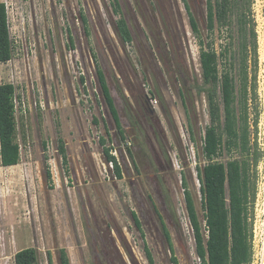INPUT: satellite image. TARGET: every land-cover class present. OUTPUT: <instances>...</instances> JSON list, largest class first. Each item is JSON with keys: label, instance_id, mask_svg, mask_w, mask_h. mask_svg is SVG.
I'll list each match as a JSON object with an SVG mask.
<instances>
[{"label": "rangeland", "instance_id": "obj_1", "mask_svg": "<svg viewBox=\"0 0 264 264\" xmlns=\"http://www.w3.org/2000/svg\"><path fill=\"white\" fill-rule=\"evenodd\" d=\"M0 2L6 6L13 46L12 59L0 63V85L14 86L19 146L18 164L0 166V264H14L15 253L26 248L36 250L38 264H48V253L58 264L61 249L69 264H148L144 246L155 264H172L173 257L178 264H200L182 185L184 179L206 236L196 171L206 164L201 146L209 125L205 98L195 87L201 83L199 41L217 54L228 48L226 57H219V69L231 72L236 95L241 44L247 47L248 161L255 185L249 222L256 234L250 264H260L264 0H228V18L215 23L212 32L206 29V0ZM185 3L198 37L189 27ZM119 20L130 32L129 43L119 41ZM96 66L123 140L103 100ZM107 148L121 169L120 178L105 161ZM232 158L238 154L223 151L215 160Z\"/></svg>", "mask_w": 264, "mask_h": 264}, {"label": "trees", "instance_id": "obj_2", "mask_svg": "<svg viewBox=\"0 0 264 264\" xmlns=\"http://www.w3.org/2000/svg\"><path fill=\"white\" fill-rule=\"evenodd\" d=\"M228 0H206V29L212 32L215 23L221 25L228 18ZM188 15L191 32L199 36L197 22L189 12L188 5L184 4ZM83 23L85 20L83 19ZM117 36L121 44L131 41L130 32L123 20L117 22ZM252 53L256 57V43L254 32L251 31ZM199 46V69L201 83L195 85L199 95L205 98L209 125L204 130L201 152L206 159L202 168H196L200 183L202 208L204 212V228L206 236H203L201 224L198 221L195 206L190 193L186 190V182L182 179L184 187L185 209L190 223L194 251L200 264H250L252 236L251 222L252 208L255 199V185L251 180L249 152V126L247 115V47L241 44L240 51V87L239 95H236L234 78L228 69H219V57H226L228 48L223 53L217 54L204 45ZM13 46L10 39V31L7 19L6 6L0 2V63L5 64L12 59ZM229 62V66H230ZM96 77L105 105L114 122L115 128L124 139L119 117L109 93L104 75L96 66ZM183 97V91H180ZM239 104V111L236 109ZM14 107V86L11 84L0 85V166L10 167L18 164L19 146L16 143ZM103 143L104 141L101 140ZM236 152L238 158H232L226 162L215 159L220 154ZM59 153L65 160V151L61 144ZM104 158L110 164L118 178L121 177V169L116 158L110 154V150L103 149ZM254 157V164L257 163ZM49 177V175L47 174ZM132 220L140 230V223L132 212ZM164 231L169 250H172L170 237L166 227L158 216ZM144 254L148 264H155L149 249L144 246ZM14 264H38L37 252L33 248H26L15 253ZM48 264H52L51 255L47 256ZM172 264H178L176 259H171ZM58 264H69L64 250L58 252Z\"/></svg>", "mask_w": 264, "mask_h": 264}, {"label": "built area", "instance_id": "obj_3", "mask_svg": "<svg viewBox=\"0 0 264 264\" xmlns=\"http://www.w3.org/2000/svg\"><path fill=\"white\" fill-rule=\"evenodd\" d=\"M149 102L150 103H153V101L151 100V99H149ZM155 103V102H154ZM255 237H256V234H255V232L253 231V234H252V237H251V239H250V246H251V252H252V250L254 251V243H255ZM251 258H252V256H251Z\"/></svg>", "mask_w": 264, "mask_h": 264}, {"label": "bare ground", "instance_id": "obj_4", "mask_svg": "<svg viewBox=\"0 0 264 264\" xmlns=\"http://www.w3.org/2000/svg\"><path fill=\"white\" fill-rule=\"evenodd\" d=\"M264 263V238H263V243H262V249H261V262L260 264Z\"/></svg>", "mask_w": 264, "mask_h": 264}, {"label": "water", "instance_id": "obj_5", "mask_svg": "<svg viewBox=\"0 0 264 264\" xmlns=\"http://www.w3.org/2000/svg\"><path fill=\"white\" fill-rule=\"evenodd\" d=\"M264 264V263H263Z\"/></svg>", "mask_w": 264, "mask_h": 264}]
</instances>
